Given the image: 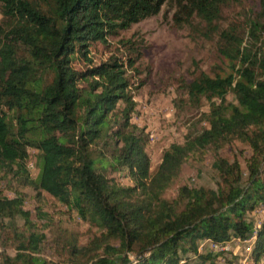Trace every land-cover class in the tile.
<instances>
[{
  "label": "trees",
  "instance_id": "obj_1",
  "mask_svg": "<svg viewBox=\"0 0 264 264\" xmlns=\"http://www.w3.org/2000/svg\"><path fill=\"white\" fill-rule=\"evenodd\" d=\"M233 1L0 0V238L14 250L0 264H186L190 253L204 262L199 240L232 237L254 238L249 264H263L264 214L258 223L249 215L264 206V0L240 28H222ZM165 4L174 24L197 21L217 34L225 68L197 69L183 83L187 102L205 99L208 110L151 172L149 133L132 122L142 54L131 38H110ZM238 141L251 150L244 164L221 154ZM208 151L216 188L182 184L167 198L184 164ZM24 188L51 195L98 233L81 244L63 231L59 259L46 260L49 214L38 205L33 220Z\"/></svg>",
  "mask_w": 264,
  "mask_h": 264
},
{
  "label": "rangeland",
  "instance_id": "obj_2",
  "mask_svg": "<svg viewBox=\"0 0 264 264\" xmlns=\"http://www.w3.org/2000/svg\"><path fill=\"white\" fill-rule=\"evenodd\" d=\"M259 2L260 0L233 1L231 6L224 10L220 21L222 28L230 24L240 28L245 16L259 9ZM173 11V7L165 4L157 15L132 24L130 28L120 30L118 35L110 38L112 42H117L121 38H131L142 54L139 64L142 72L140 76L146 77V81L135 91L137 107L132 116V122L145 127L149 133L145 150L150 158L151 172L156 169L161 161L162 152L169 144L181 142L189 124L190 127L195 126L194 123L197 122L200 113L208 110L205 99L201 100L197 108L187 102V96L182 89L183 83L191 80L197 69L213 75L220 70L216 65L225 68L217 50V34L207 32L204 24L197 21L182 26L174 24ZM227 100L236 102L231 92ZM32 152L30 150V153ZM250 152V148L239 141L221 150L223 156L229 159L236 156L242 164H244V156H249ZM30 160L28 166L32 176H36L38 169L33 164V159ZM212 162L213 156L210 151L206 152L204 157L190 159L184 164L179 178L167 189L165 196L173 198L182 184L216 188L217 176L212 168ZM112 175L121 182L129 183L123 174L114 172ZM23 191L28 194L25 207L32 212L33 220L36 219L38 205L49 214V227L46 229L48 241L41 251V256L46 260L55 262L59 259L55 237L63 231L77 233L81 244H85L92 233H98L96 228L89 229L88 224L76 211L68 210L51 195L43 192L37 199L30 188H24ZM5 193L12 195L8 191ZM263 214L264 206H260L249 216L258 223L259 217ZM18 223L20 224V221ZM253 241L254 238L244 241V239L232 237L224 242L225 245L230 244L228 249L215 252L210 251V247L215 246L212 241L208 243L204 239L199 240L198 252L210 253V257L202 262L195 254L190 253L186 264H249ZM210 243H213L212 246ZM3 251L14 254L13 248L7 245L5 247L4 239L0 238V254ZM262 263L264 264V261Z\"/></svg>",
  "mask_w": 264,
  "mask_h": 264
},
{
  "label": "built area",
  "instance_id": "obj_3",
  "mask_svg": "<svg viewBox=\"0 0 264 264\" xmlns=\"http://www.w3.org/2000/svg\"><path fill=\"white\" fill-rule=\"evenodd\" d=\"M259 214V213H258ZM232 241V240H231ZM244 241H246V239H244ZM230 244H226V245H219L218 244V247H210V251H215V252H220V251H224L226 249H228V246ZM200 250V248H199Z\"/></svg>",
  "mask_w": 264,
  "mask_h": 264
},
{
  "label": "bare ground",
  "instance_id": "obj_4",
  "mask_svg": "<svg viewBox=\"0 0 264 264\" xmlns=\"http://www.w3.org/2000/svg\"><path fill=\"white\" fill-rule=\"evenodd\" d=\"M212 242H213V243H214V245H215L214 247H218V245H217V244H219V245H225L224 243H216V242H214V241H212ZM213 243H212V244H213ZM210 244H211V243H210ZM212 244H211V246H212Z\"/></svg>",
  "mask_w": 264,
  "mask_h": 264
},
{
  "label": "crops",
  "instance_id": "obj_5",
  "mask_svg": "<svg viewBox=\"0 0 264 264\" xmlns=\"http://www.w3.org/2000/svg\"><path fill=\"white\" fill-rule=\"evenodd\" d=\"M209 241H211V240H206V242H208V243H209Z\"/></svg>",
  "mask_w": 264,
  "mask_h": 264
}]
</instances>
